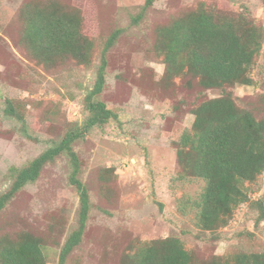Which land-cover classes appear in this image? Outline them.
Masks as SVG:
<instances>
[{"label": "rangeland", "instance_id": "obj_1", "mask_svg": "<svg viewBox=\"0 0 264 264\" xmlns=\"http://www.w3.org/2000/svg\"><path fill=\"white\" fill-rule=\"evenodd\" d=\"M145 2L0 0V194L11 186V168L26 166L82 125L86 94L105 60L99 99L117 118L72 145L90 210L81 242L65 264H134L140 247L167 237L180 238L197 264L213 256L230 261L239 252H264V221L255 225L258 208L252 204L264 202V173L245 184L252 202L237 207L216 235L197 226L196 202L205 182L180 168L176 142L193 130V110L223 90L205 89L187 75L168 78L158 51L162 29L201 8L264 28V0H155L144 9ZM37 9L79 16V33L92 43L88 62L55 55L48 65L41 63L42 53L31 50L25 38L29 13ZM251 77L252 86L227 91L239 108L262 118L264 42ZM10 107L13 116L6 114ZM71 173L65 155L47 164L0 213V237L30 234L44 243L45 264H58L66 237L78 228L79 193Z\"/></svg>", "mask_w": 264, "mask_h": 264}, {"label": "trees", "instance_id": "obj_2", "mask_svg": "<svg viewBox=\"0 0 264 264\" xmlns=\"http://www.w3.org/2000/svg\"><path fill=\"white\" fill-rule=\"evenodd\" d=\"M154 1L146 0L144 9ZM55 6L59 5L55 3ZM29 14L25 38L31 50L42 53L41 63L48 65L55 55L89 61L92 43L79 33L77 14L49 13L44 9ZM132 22L138 23V19L133 18ZM116 36L111 37L108 46ZM160 40L158 51L165 56L168 78L187 75L197 79L205 89L223 90L220 97L205 100L193 110V130L184 132L176 142L180 168L190 177L205 182L196 202L197 226L202 232L216 235L228 225L237 207L252 202L245 184L255 182L264 173V116L257 118L239 108L227 91L238 85L254 84L251 71L262 49L264 28L242 17H216L201 8L163 28ZM106 66L103 60L96 81L86 94L88 116L82 125L67 131L26 166L11 168V186L0 194L1 213L16 193L40 177L47 164L60 155L69 158L70 183L79 193L78 228L66 237L58 264H65L80 244L90 210L89 194L78 178L80 167L72 145L90 129L117 118L99 99L105 87ZM6 114L13 116L15 112L10 107ZM252 204L258 208L257 226L264 221V202L260 199ZM197 258L180 238L167 237L140 247L134 264H197ZM0 261L1 264H45L44 243L27 233L1 236ZM201 264H264V252H239L230 261L213 256Z\"/></svg>", "mask_w": 264, "mask_h": 264}]
</instances>
